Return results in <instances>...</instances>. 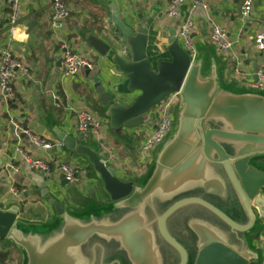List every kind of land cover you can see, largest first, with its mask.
I'll use <instances>...</instances> for the list:
<instances>
[{"label": "water", "instance_id": "water-1", "mask_svg": "<svg viewBox=\"0 0 264 264\" xmlns=\"http://www.w3.org/2000/svg\"><path fill=\"white\" fill-rule=\"evenodd\" d=\"M111 10L108 25L120 39L100 54L114 65L116 81L97 88L99 108L113 130L135 129L180 93L174 130L140 182L123 181L82 138L56 130L58 151L87 159L110 204L75 214L51 199L52 225L0 206V240L22 252L23 264L258 263L250 234L264 221V94L223 86L216 60L206 71L207 59L192 60L176 30L169 61H154L148 54L154 18L127 24ZM47 193L42 186V196Z\"/></svg>", "mask_w": 264, "mask_h": 264}, {"label": "crops", "instance_id": "crops-1", "mask_svg": "<svg viewBox=\"0 0 264 264\" xmlns=\"http://www.w3.org/2000/svg\"><path fill=\"white\" fill-rule=\"evenodd\" d=\"M243 1H207L209 10H199L194 14L196 30L192 36L197 57L204 56L207 59L206 71L209 70L210 61L216 60L220 67L221 84L239 92L249 90L250 85L259 80V72L264 70V55L254 47L256 33L264 29V0H255L253 16L248 23L243 22L240 16ZM66 3L69 17L60 30L53 31L50 0H20L21 19L17 35L12 37L9 0H0V62L2 52L9 49L28 71L26 75L17 74L14 101L8 104L0 97V206L5 211L17 207L21 211V218L29 222L39 219L44 225H52L57 220L55 210L49 205L51 199H56L75 214H84L110 204L87 159L65 148L63 153L58 151L61 142L56 130L75 141L82 138L81 145L94 148L103 158L94 137L90 135L83 138L76 130L77 113L88 111L103 123L106 141L121 159L120 164L108 167L120 179L140 182L151 168L143 178V175L136 174L140 148L155 131V119L151 118L147 125L135 129L113 130L103 109L99 108L100 102L95 94L99 86L105 85L104 81H116L112 76L116 74L114 65L108 55L100 54L106 52L107 48L111 53L120 39L117 27L108 25L112 17L111 7L121 12L122 20L127 24L140 22L144 17L154 18L148 54L154 61L159 58L169 61L166 48L170 44L171 32H178L192 4L188 1L180 17L169 19L166 16L169 0H66ZM212 22L223 26L235 42L241 61L240 76L234 74L232 64L211 43ZM63 41L69 42L80 56L88 58L92 68L84 70L75 78H64L60 62V44ZM261 92L264 94V90ZM138 95L136 93L132 98ZM93 99L98 101L93 103ZM14 124L46 140L54 148H36L22 132L15 130ZM21 150L48 163L64 161L75 165L80 184L71 185L61 180L62 174L58 171L46 176L32 170L23 163ZM10 163H14L19 171H9L7 167ZM44 185L48 193L42 196ZM12 188L18 191V196H11ZM260 225L258 231L250 234L252 247L260 253V261L256 264H264V221ZM5 242L0 244L2 252L16 250L6 263L23 264L22 252L10 242Z\"/></svg>", "mask_w": 264, "mask_h": 264}, {"label": "built area", "instance_id": "built-area-1", "mask_svg": "<svg viewBox=\"0 0 264 264\" xmlns=\"http://www.w3.org/2000/svg\"><path fill=\"white\" fill-rule=\"evenodd\" d=\"M191 1V11L183 18L177 38L186 51L190 52L191 59L197 57V50L194 46L192 36L196 30L194 22V14L199 10L208 11L209 0H169V5L166 10V16L169 19H175L181 16L182 8ZM51 2V27L53 31L60 30L69 17L66 0H50ZM255 0H244L240 9V16L243 22L248 23L254 12ZM11 16L9 18V27L11 36L17 35V26L21 19L20 0H9ZM210 33V41L217 49V52L223 56L229 63L232 64L233 72L236 76H240L241 61L235 49V42L230 38L227 30L219 23L212 22ZM254 47L257 52L264 55V29L258 31L254 37ZM61 57L60 61L64 69V78L72 79L79 76L84 70L92 68L91 61L80 56L69 42L63 41L60 44ZM26 75L28 73L25 65L13 54L9 49H6L1 54L0 62V97L5 102L10 104L15 100L14 82L17 74ZM259 80L250 85V89L264 90V70L258 74ZM180 104V93H174L157 106L151 113L152 119L156 121L155 131L149 135L144 144L140 148V153L136 161V174L144 175L153 163V158L158 148L165 142L168 136L173 132L176 123V110ZM15 130L22 132L29 140V143L36 148L43 150H52L54 146L37 136L27 129H21L17 124H14ZM76 130L83 138H88L92 135L98 144L100 154L103 157L106 165L120 164L121 159L117 152L107 143L104 125L90 112H79L76 115ZM23 163L27 164L32 170L40 171L46 176H51L54 171L60 172L65 176V181L71 185H79L80 178L77 175L75 165L67 162L48 163L40 158H34L31 154L25 151H20ZM54 161V160H53ZM9 171L18 172L19 168L10 163L7 167ZM11 196H18V191L15 188L11 190ZM0 248V256H1ZM264 259V252H263ZM0 264H7L1 261Z\"/></svg>", "mask_w": 264, "mask_h": 264}, {"label": "trees", "instance_id": "trees-1", "mask_svg": "<svg viewBox=\"0 0 264 264\" xmlns=\"http://www.w3.org/2000/svg\"><path fill=\"white\" fill-rule=\"evenodd\" d=\"M0 244H6V242L4 240H0ZM16 250H13V251H3L1 252V261L3 263H6L7 260H11V257L13 255V253L15 252Z\"/></svg>", "mask_w": 264, "mask_h": 264}, {"label": "rangeland", "instance_id": "rangeland-1", "mask_svg": "<svg viewBox=\"0 0 264 264\" xmlns=\"http://www.w3.org/2000/svg\"><path fill=\"white\" fill-rule=\"evenodd\" d=\"M153 159H154V158H153ZM127 174H128L129 176H130V175L132 176V173H130V172H128ZM144 176H145V174H144L141 178H143ZM141 178H140V179H141Z\"/></svg>", "mask_w": 264, "mask_h": 264}]
</instances>
